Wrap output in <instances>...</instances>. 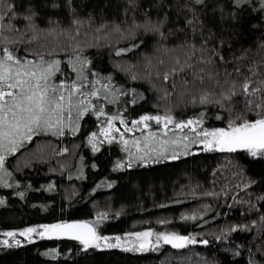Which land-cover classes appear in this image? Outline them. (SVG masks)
<instances>
[{"label": "trees", "instance_id": "1", "mask_svg": "<svg viewBox=\"0 0 264 264\" xmlns=\"http://www.w3.org/2000/svg\"><path fill=\"white\" fill-rule=\"evenodd\" d=\"M0 15V56L59 60L50 83L80 86L63 135L5 153L0 238L83 219L98 236L149 228L196 240L132 251L32 236L0 242V264H264V156L205 150L194 131L152 120L128 130L145 115L199 129L259 118L245 96H223L246 80L264 88V0H0ZM110 120L119 137L101 134Z\"/></svg>", "mask_w": 264, "mask_h": 264}, {"label": "snow or ice", "instance_id": "2", "mask_svg": "<svg viewBox=\"0 0 264 264\" xmlns=\"http://www.w3.org/2000/svg\"><path fill=\"white\" fill-rule=\"evenodd\" d=\"M197 4L203 2V0H195ZM246 0H236V3H244ZM129 3H134V0H129ZM56 5H53L55 7ZM11 12V9H9ZM4 19V15H0V20ZM31 19V17H26ZM2 27V26H0ZM121 51H125L122 49ZM120 53L118 52L117 55ZM79 61V56L76 57ZM222 59V58H221ZM59 60L45 61L41 56L38 61L17 59L13 53L5 48L3 49V55L0 56V169H3L5 162V153H15L19 147L23 145L25 141H31L33 136L40 132L53 131L54 135L64 134V114L67 111L69 116L73 108V96L80 91V86L76 82L71 85H66L61 82L59 85H53L50 83L51 77L60 70ZM72 63V61H69ZM177 64L179 61L177 60ZM73 71H76L73 65ZM175 72V69H173ZM79 78V77H78ZM135 79V76H133ZM163 79L167 81L169 74L165 73ZM261 85H264L262 80ZM235 87V85H233ZM107 88V85H105ZM264 88L253 87L251 81L246 80L240 85V92L232 91L230 95L223 96L224 100H232L233 96L243 95L246 99V105L248 111L256 112L259 117L254 120L242 119L237 123L235 120L229 122L228 127L215 129L211 132L204 131L202 135L205 137L203 143L205 144V150H212L217 148L220 151L234 152L238 149L247 150L250 155L256 157L258 155L264 156V96H260L259 102L254 98L258 96ZM83 94V93H81ZM92 96H96L97 92L93 91ZM208 97L202 96L200 103H208ZM219 104L220 101H217ZM84 101H79V104L83 105ZM84 111L79 112V116H83ZM154 120L159 124L164 122V128H167L169 124L174 123V119L171 115L166 116H142L139 121H134V124ZM123 123V121H121ZM200 120H187L175 123L176 128L183 129L191 125L200 124ZM109 127H111V120L109 121ZM145 127L148 125L145 123ZM194 130V129H193ZM75 131V129L73 130ZM118 131V130H117ZM131 131V129H129ZM107 134V133H106ZM166 134V133H165ZM95 133L92 134L95 137ZM151 135L155 136V133ZM211 137V139H208ZM92 143V140H89ZM127 143V141H125ZM95 144H93V151H96ZM175 158V157H173ZM120 165H118L119 167ZM8 187L9 185H5ZM23 195V193H21ZM3 201L0 200V204ZM44 232L38 234L43 236L45 232H62L65 234L74 233L72 238L80 240L85 249L89 246L99 247L100 240L107 241L109 237H100L96 234L94 228L89 227L87 223L79 224H53L42 225ZM37 232L36 228H27L20 235L30 234ZM6 236H15V232H6ZM153 233L151 231L135 233L137 238H143L145 242H141L139 247L135 251H145L147 238L151 237ZM117 242L121 240V237L114 238ZM163 239L166 244H171L174 248H184L187 244L196 243L195 238H189L188 236H179L176 234H157V241ZM7 244V241H4ZM18 243V242H17ZM207 243V241H203ZM119 243L106 244V247L114 248L119 247Z\"/></svg>", "mask_w": 264, "mask_h": 264}, {"label": "rangeland", "instance_id": "3", "mask_svg": "<svg viewBox=\"0 0 264 264\" xmlns=\"http://www.w3.org/2000/svg\"><path fill=\"white\" fill-rule=\"evenodd\" d=\"M139 120H140V118L138 120H136V121H139ZM152 121H153V123H156L157 124L156 121H154V120H152ZM145 123L147 124V121L146 122L139 123V124H134L133 123V124L130 125L129 128L130 129L133 128V127L136 128V129H139V128H142V127L145 128ZM176 123H178V122H176ZM123 126H125V125H123ZM157 126L159 127V130H164V131H168L169 129H180V128H176L175 127V123H173L171 126L169 124L167 128H164V122L163 121H161L159 124H157ZM198 126H199V124L198 125H191V126L185 127V128L188 131H194L199 136V139H200L199 145L203 149H205V144L203 143V141L205 140V137L202 135V133L204 131L211 132V131H213L215 129H220V128H214V129H199ZM129 128H128V130H129ZM112 131H115V132H112ZM100 132H101V134H103L107 138L109 137V135L114 134V133L116 135H118V137H119L121 135V133H122V131L120 129L116 128V126H114L112 124H111V127H109V123L106 126H104ZM208 139H211V137H208ZM174 142H178V140H175ZM190 142L191 141H189L186 145H188V144L190 145ZM185 147H187V146H185ZM213 149L216 150L217 148H213ZM41 226L42 225L36 226V227H27V228H36L37 229V232H33V233H30V234H25L23 236L20 235V233L23 232L27 228H24L22 230H19L18 232L16 231L15 232L16 235L15 236H12V237L6 236L4 234V236L0 238V242L1 243H4V241H7L8 242V240L9 241H13V242H21L23 240H28L32 236H35V237L38 236L39 237L41 235H39L38 233L39 232H44V229ZM147 231H151L153 233V235L151 237L147 238V241H148V242H146V248L147 249L152 248V247H155V246H157V245H159L161 243H165L163 239H160L159 241H157V234H159V233L173 234L174 233V232H167V231L154 232V231L150 230L149 228H145V229H141V230L125 232V233H122L121 235L100 236V237H109L110 239L107 240V241L100 240L98 242L100 244L99 247H106V244H116V243H119V245H120L119 247L120 248H123V249H135V248L139 247V245H140L141 242H145L143 240V238H137L135 236V233H142V232H147ZM174 234L179 235V236H184V235H180L178 233H174ZM49 236H51L49 232H45V234L43 235V237H49ZM117 236L121 237V240L119 242H117L114 239ZM132 251H135V250H132Z\"/></svg>", "mask_w": 264, "mask_h": 264}, {"label": "water", "instance_id": "4", "mask_svg": "<svg viewBox=\"0 0 264 264\" xmlns=\"http://www.w3.org/2000/svg\"><path fill=\"white\" fill-rule=\"evenodd\" d=\"M64 223H67V224L87 223L89 225V227L94 228L92 223H90L87 220H83V219H70V220L62 221V222H59V223H56V224H64ZM49 233L53 237H61V238H65V239L77 240V239L72 238L74 233L65 234V233H62V232H51V231H49ZM77 241H80V240H77Z\"/></svg>", "mask_w": 264, "mask_h": 264}]
</instances>
